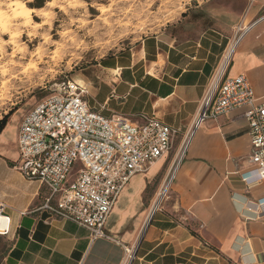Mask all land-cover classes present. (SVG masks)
I'll return each mask as SVG.
<instances>
[{
	"label": "crops",
	"instance_id": "0c3cea01",
	"mask_svg": "<svg viewBox=\"0 0 264 264\" xmlns=\"http://www.w3.org/2000/svg\"><path fill=\"white\" fill-rule=\"evenodd\" d=\"M241 22L255 24L226 74L247 76L256 102L264 103V0L189 5L135 49L105 59L88 82L86 99L104 116L137 125L155 116L178 130L172 149L121 191L105 226L111 238L92 239L88 228L42 209L50 192L17 168L22 120L11 116L0 134V202L11 228L0 235L10 243L5 264H125L127 250L135 254L130 264H264V179L244 180L252 169L246 106L201 123L169 198L148 223L157 178L181 151Z\"/></svg>",
	"mask_w": 264,
	"mask_h": 264
},
{
	"label": "built area",
	"instance_id": "2783aa9c",
	"mask_svg": "<svg viewBox=\"0 0 264 264\" xmlns=\"http://www.w3.org/2000/svg\"><path fill=\"white\" fill-rule=\"evenodd\" d=\"M254 24L241 22L223 52L200 110L173 160L170 183L201 123L242 106L247 107L252 164L244 180L264 179V103L256 102L247 76L226 74L238 44ZM87 93L77 81H63L55 94L23 117L16 166L26 178L47 186L50 193L42 209L50 216L88 228L92 239L111 238L105 226L121 191L134 175L146 172L172 149L178 130L155 116L141 125L122 117H106L89 105ZM76 165L79 169L69 179ZM247 209L253 208L247 205ZM10 231V220L0 202V235ZM134 257L127 250L125 264Z\"/></svg>",
	"mask_w": 264,
	"mask_h": 264
},
{
	"label": "rangeland",
	"instance_id": "374dc122",
	"mask_svg": "<svg viewBox=\"0 0 264 264\" xmlns=\"http://www.w3.org/2000/svg\"><path fill=\"white\" fill-rule=\"evenodd\" d=\"M11 1L0 0V10L8 12ZM52 1L35 0L29 4L32 9L44 8L50 14L56 35L53 43L44 46L46 53L41 60L37 56H28L24 61L26 73L21 71L22 67L12 75L0 73V121L5 116L9 120L14 114L22 120L39 103L55 94L63 81L73 79L88 92V82L99 76L105 59L117 58L135 49L145 37L174 20L187 6L202 0H57L50 6ZM35 21L42 19L35 18ZM63 31H67L65 36ZM2 38L8 40L9 36L2 35ZM28 41L25 34L21 43ZM42 43L43 39L36 41L29 51H36ZM11 52L12 48H9L8 53ZM76 166L69 179L76 175L79 169ZM171 166L168 160L157 178L159 189L169 179ZM169 193L170 189L161 206ZM9 244L0 236V264H5Z\"/></svg>",
	"mask_w": 264,
	"mask_h": 264
},
{
	"label": "bare ground",
	"instance_id": "6f19581e",
	"mask_svg": "<svg viewBox=\"0 0 264 264\" xmlns=\"http://www.w3.org/2000/svg\"><path fill=\"white\" fill-rule=\"evenodd\" d=\"M34 2L35 0H12L8 6V12L0 10V73L4 76L12 75L19 67H22L21 71L26 73L28 69L25 67L24 61L28 59V56L30 58L37 56L41 60L46 53V50L43 49L44 46L53 43L56 34L53 33V27L55 26L49 20L51 19L50 14L44 8L39 10L30 8L29 4ZM56 2L58 1L53 0L49 4L53 6ZM35 18H41L42 21L36 22ZM66 32L63 31L62 35L65 36ZM25 34L29 37V41L23 44L21 42H23ZM2 35H8L9 39L4 40ZM40 39H43V45L37 47L36 51L30 52V46L36 41L39 42ZM9 48H12L11 53H8ZM170 186L169 180L163 184L149 216H151L153 210H158L161 207L162 200L167 195Z\"/></svg>",
	"mask_w": 264,
	"mask_h": 264
},
{
	"label": "trees",
	"instance_id": "16d2710c",
	"mask_svg": "<svg viewBox=\"0 0 264 264\" xmlns=\"http://www.w3.org/2000/svg\"><path fill=\"white\" fill-rule=\"evenodd\" d=\"M7 123H8V116H5V118H3L0 121V134L3 131V129L6 127Z\"/></svg>",
	"mask_w": 264,
	"mask_h": 264
},
{
	"label": "water",
	"instance_id": "95a60500",
	"mask_svg": "<svg viewBox=\"0 0 264 264\" xmlns=\"http://www.w3.org/2000/svg\"><path fill=\"white\" fill-rule=\"evenodd\" d=\"M153 214H154V212H152V214H151V216H150V218H149V221H148V223L150 222V220H151V218H152Z\"/></svg>",
	"mask_w": 264,
	"mask_h": 264
}]
</instances>
